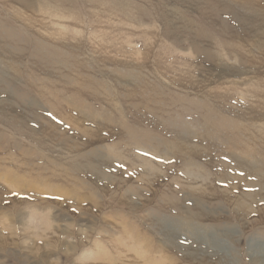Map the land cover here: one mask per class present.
I'll list each match as a JSON object with an SVG mask.
<instances>
[{
    "label": "rangeland",
    "instance_id": "rangeland-1",
    "mask_svg": "<svg viewBox=\"0 0 264 264\" xmlns=\"http://www.w3.org/2000/svg\"><path fill=\"white\" fill-rule=\"evenodd\" d=\"M246 161L264 0H0V264H264Z\"/></svg>",
    "mask_w": 264,
    "mask_h": 264
},
{
    "label": "bare ground",
    "instance_id": "bare-ground-1",
    "mask_svg": "<svg viewBox=\"0 0 264 264\" xmlns=\"http://www.w3.org/2000/svg\"><path fill=\"white\" fill-rule=\"evenodd\" d=\"M245 168H243L244 169V171L245 172H247V173H251V174H254V175H256L257 177L260 175V174H264V172L262 173V171H259V169H258V167L256 166V165H252V162H248V161H246L245 162ZM257 167V168H256ZM254 172H256V174L254 173ZM259 174V175H258ZM11 178V177H10ZM260 178H261V176H260ZM10 182H12V181H10ZM259 182V181H258ZM234 188V187H233ZM251 199H253V197L251 196ZM250 205V204H249ZM240 206L241 205H238V208L237 209H240ZM249 209V208H248Z\"/></svg>",
    "mask_w": 264,
    "mask_h": 264
}]
</instances>
